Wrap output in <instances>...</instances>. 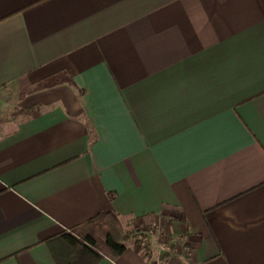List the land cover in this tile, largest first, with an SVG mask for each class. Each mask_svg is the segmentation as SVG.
<instances>
[{
	"label": "crops",
	"instance_id": "1",
	"mask_svg": "<svg viewBox=\"0 0 264 264\" xmlns=\"http://www.w3.org/2000/svg\"><path fill=\"white\" fill-rule=\"evenodd\" d=\"M0 264H264V0H0Z\"/></svg>",
	"mask_w": 264,
	"mask_h": 264
},
{
	"label": "trees",
	"instance_id": "2",
	"mask_svg": "<svg viewBox=\"0 0 264 264\" xmlns=\"http://www.w3.org/2000/svg\"><path fill=\"white\" fill-rule=\"evenodd\" d=\"M88 223L94 228H101L103 236L99 238L97 237L98 235L96 236L95 234L89 232L80 240V242L71 238L69 235L68 236L69 241L72 244H77L83 247L82 249L89 254V258L94 262L97 261L99 257L94 249L102 250L104 248L112 251L114 254H120L125 249V241L131 239L134 235H137L134 228L122 231L119 217L114 212L99 215L89 220L87 224ZM64 236L66 237L67 235Z\"/></svg>",
	"mask_w": 264,
	"mask_h": 264
},
{
	"label": "rangeland",
	"instance_id": "3",
	"mask_svg": "<svg viewBox=\"0 0 264 264\" xmlns=\"http://www.w3.org/2000/svg\"><path fill=\"white\" fill-rule=\"evenodd\" d=\"M132 222V221H131ZM120 227H121V230L123 231V230H131L132 228H134V227H132L131 228V224L132 223H126V224H124V223H122V222H120ZM89 230H90V233H92V234H95L97 237H102L103 236V231H102V229L101 228H98V227H96V228H94L92 225H90L89 226ZM100 246H102V245H100ZM101 248H103V247H101ZM104 252H106L107 250L106 249H102Z\"/></svg>",
	"mask_w": 264,
	"mask_h": 264
}]
</instances>
